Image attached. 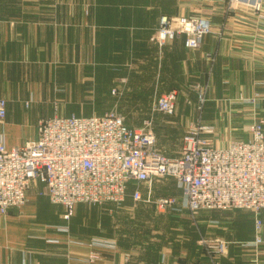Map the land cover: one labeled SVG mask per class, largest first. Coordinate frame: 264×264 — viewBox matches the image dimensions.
Returning <instances> with one entry per match:
<instances>
[{
    "label": "crops",
    "instance_id": "obj_1",
    "mask_svg": "<svg viewBox=\"0 0 264 264\" xmlns=\"http://www.w3.org/2000/svg\"><path fill=\"white\" fill-rule=\"evenodd\" d=\"M225 5L226 0H0V98L6 101L0 134L7 148L34 140L37 121L53 116L99 117L115 109L127 126L138 128L142 123L130 112L145 119L154 98L174 89L175 112L165 116L176 127L200 118L214 128L206 134L213 146L246 141L249 124L264 118V0L257 15L237 10L222 22ZM194 13L212 22L199 49H186L181 36L162 46L155 42L160 16ZM206 81V103L197 115L194 86ZM254 94L252 106L237 99ZM153 130L157 149L178 156L181 140L162 144ZM40 188L34 184L25 205L0 215V264H79L88 256L89 248L68 244L87 239L60 230L62 208L39 196ZM139 189L145 194L142 184ZM150 189L154 197L180 196L170 178L153 180ZM195 217L200 230L189 222L176 234L168 264H212L200 237L227 242L217 264H264V212L258 214L263 241L256 248L242 246L253 240V214L201 211Z\"/></svg>",
    "mask_w": 264,
    "mask_h": 264
},
{
    "label": "built area",
    "instance_id": "obj_2",
    "mask_svg": "<svg viewBox=\"0 0 264 264\" xmlns=\"http://www.w3.org/2000/svg\"><path fill=\"white\" fill-rule=\"evenodd\" d=\"M233 3L253 10L260 6V0ZM209 30L210 23L204 18L162 17L154 40L162 46L183 35L184 47L195 50ZM176 99L173 90L163 93L153 110L172 116ZM5 116L6 101L0 98V121ZM263 121L249 125L246 141L219 148L206 137L214 131L212 126L190 122L183 133L180 153L174 158L157 149L149 119L132 128L125 124L123 116L112 111L99 117L41 118L35 125V139L21 146L7 148L0 134V215L25 205L29 189L37 183L41 185L38 195L60 206L64 221L80 203L121 204L129 185L134 184L130 198L151 205L158 213L186 211L194 217L201 211L237 210L253 214V240L242 246L256 248L263 241L262 222L258 219V214L264 212ZM162 178L175 181L179 197L152 195V181ZM141 184L145 194L139 189ZM60 230L68 232L65 226ZM198 243L212 264H217L228 245L220 238L208 237H200ZM68 244L91 249L79 264H102V252H115L117 248L111 240L68 239Z\"/></svg>",
    "mask_w": 264,
    "mask_h": 264
},
{
    "label": "rangeland",
    "instance_id": "obj_3",
    "mask_svg": "<svg viewBox=\"0 0 264 264\" xmlns=\"http://www.w3.org/2000/svg\"><path fill=\"white\" fill-rule=\"evenodd\" d=\"M261 7L262 0H260V6L258 10H253L246 5H242L239 3L234 4L233 0H226V5L224 7V15L221 21L225 22L227 18L231 17L230 14L237 10H250V12L257 15L261 11ZM194 14L198 15L185 17L207 19L210 23V33L212 29V22L210 18L200 16L199 13ZM181 16L184 15H162L160 16L159 20L162 17H166L168 20H170ZM158 26L159 21L154 32V37L156 36ZM180 36L183 37L184 42L185 36L183 35H177L174 37V39ZM208 55L210 57H207ZM212 56L213 54H205L204 58L208 62H212L214 60ZM194 87H196L195 97L197 104L195 106L194 111L197 115H200L206 103L209 81L203 83L200 82L198 84H195ZM112 90H115V93L112 94L118 96L119 91L117 90V88L113 87ZM173 91H175L177 94L176 89H174ZM161 95H159V97ZM257 97L258 94H254L253 97L252 95H238L237 99L243 104L252 106ZM157 99L158 96L154 98L151 110L149 112L150 115L145 119L142 118V116H139V114H141L142 112L130 113H133V119H137L141 123L146 119L151 120L150 128L153 132V129L155 128L157 138L161 139L162 144L171 145L172 143H175L176 146V143L181 140V143L178 144L179 154L182 145V137L186 125L183 127H176L174 124H172L173 118L167 117L158 111H154L153 108ZM185 104L189 105L190 102H186ZM110 111L119 114V112H117L115 109ZM145 114H147V112ZM154 116L155 124L153 127L152 118ZM260 120H264V118L254 119L251 123H256L255 121ZM129 121H131V119H129ZM197 121H199L202 125L212 126L209 124H205L200 118ZM215 147L219 148L218 146ZM158 150L165 155L162 150H160L159 148ZM173 157L175 158L177 156ZM130 195L131 192H127V197L121 204H115L110 202L94 205L80 203L76 205L74 212L70 216L69 220L65 221V226L68 229V233L72 236L80 237L82 239L87 240L97 239L114 241L117 245L116 251L102 252V264H168L169 252L176 248V234H181L184 230L187 229L186 225H189L190 221L187 222L186 220L187 214L185 213V211L178 212L177 214L181 215L182 217H176L173 212L158 213L151 205L135 202L130 198ZM188 216L189 217L187 218L190 219L191 216ZM195 216L191 217L194 219L192 222H190V224L193 223L195 225V228L200 230V228H198L199 224L197 223Z\"/></svg>",
    "mask_w": 264,
    "mask_h": 264
},
{
    "label": "trees",
    "instance_id": "obj_4",
    "mask_svg": "<svg viewBox=\"0 0 264 264\" xmlns=\"http://www.w3.org/2000/svg\"><path fill=\"white\" fill-rule=\"evenodd\" d=\"M133 188H134V184H130V185H129V187H128V190H127V192H128V191H130V189H132V190H133Z\"/></svg>",
    "mask_w": 264,
    "mask_h": 264
}]
</instances>
